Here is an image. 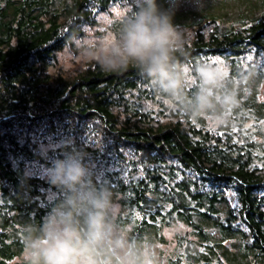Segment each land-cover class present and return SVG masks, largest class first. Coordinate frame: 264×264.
Returning <instances> with one entry per match:
<instances>
[{"label": "trees", "instance_id": "1", "mask_svg": "<svg viewBox=\"0 0 264 264\" xmlns=\"http://www.w3.org/2000/svg\"><path fill=\"white\" fill-rule=\"evenodd\" d=\"M127 1L0 0V264L19 263L26 226L64 199L43 172L68 152L125 210L112 224L133 264L178 223L191 239L179 236L166 264H264V0L184 25L193 33L174 54L171 92L133 67L48 72L99 14ZM214 59L227 74L206 86L200 72ZM165 101L166 121L143 109ZM94 255L93 264L114 258L107 245Z\"/></svg>", "mask_w": 264, "mask_h": 264}, {"label": "clouds", "instance_id": "2", "mask_svg": "<svg viewBox=\"0 0 264 264\" xmlns=\"http://www.w3.org/2000/svg\"><path fill=\"white\" fill-rule=\"evenodd\" d=\"M179 0L164 8L158 0H134L132 10L119 20L115 40L107 47L99 45L95 57L105 71L133 67L156 81L165 92H171L177 81L170 73L177 46L184 44L180 26L173 18ZM200 77L206 86L217 82L218 74L202 69ZM207 103V96L202 97ZM44 145L37 155L48 158ZM48 181L65 193L54 204L38 227L25 230L19 264H91L97 250L110 233L107 212L112 207L109 190H97L91 183L89 169L76 154L51 159Z\"/></svg>", "mask_w": 264, "mask_h": 264}, {"label": "rangeland", "instance_id": "3", "mask_svg": "<svg viewBox=\"0 0 264 264\" xmlns=\"http://www.w3.org/2000/svg\"><path fill=\"white\" fill-rule=\"evenodd\" d=\"M170 3H175V0H169L168 7ZM242 3L243 0H179L174 19H179L180 24L176 25L180 26L184 41L188 42L193 32L184 30V25L192 23L195 16L200 15V12L212 11L220 13L227 10L226 13L239 15V9H243L247 2L243 5ZM133 6L134 0H128L127 2L111 6L106 13L99 14L97 16V24L92 27H86L84 37L75 39L72 46H68L57 54V61L53 66H50L48 72L51 74L74 75L87 65L97 62L95 57L99 51L98 46L107 47L112 40H115L116 32L119 30V20L125 13L130 12ZM222 8L225 10H221ZM207 69H211L218 74L216 83L227 74V69L217 59L212 60L208 64ZM165 106H167V101L163 102V104L148 102L143 104V109L151 111L155 119L163 122L167 120V108ZM212 120L209 124L210 126L220 122L216 118ZM46 173L43 172V175ZM119 213L123 215L125 210L121 209L118 203L112 204V207L107 212L110 233L102 245H107L111 249L112 256H114V258L107 260L108 264H133L129 245L124 238L122 230L112 224ZM162 236L163 243H151L145 246L141 264H166L167 255L177 246L178 237L191 239L190 230L179 223L169 228H164ZM91 264H93L92 261Z\"/></svg>", "mask_w": 264, "mask_h": 264}]
</instances>
